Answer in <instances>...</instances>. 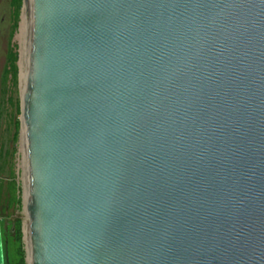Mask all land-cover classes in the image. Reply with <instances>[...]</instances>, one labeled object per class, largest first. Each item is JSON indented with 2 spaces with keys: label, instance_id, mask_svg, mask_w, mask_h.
<instances>
[{
  "label": "water",
  "instance_id": "water-1",
  "mask_svg": "<svg viewBox=\"0 0 264 264\" xmlns=\"http://www.w3.org/2000/svg\"><path fill=\"white\" fill-rule=\"evenodd\" d=\"M23 6L28 264H264V0Z\"/></svg>",
  "mask_w": 264,
  "mask_h": 264
},
{
  "label": "rangeland",
  "instance_id": "rangeland-1",
  "mask_svg": "<svg viewBox=\"0 0 264 264\" xmlns=\"http://www.w3.org/2000/svg\"><path fill=\"white\" fill-rule=\"evenodd\" d=\"M17 9L15 0H0V218L8 215L21 220L22 249L25 264H28L26 166L21 126L23 95L21 78L23 65L26 62L25 53L29 49L30 30L23 0H21L18 11ZM16 12H18V19H15ZM22 27L24 31H22ZM11 52L17 56L15 62L17 77L15 80H13L12 74H6L9 71V54ZM11 183L15 184V193L19 196L20 205L6 209L4 201Z\"/></svg>",
  "mask_w": 264,
  "mask_h": 264
},
{
  "label": "trees",
  "instance_id": "trees-1",
  "mask_svg": "<svg viewBox=\"0 0 264 264\" xmlns=\"http://www.w3.org/2000/svg\"><path fill=\"white\" fill-rule=\"evenodd\" d=\"M17 11L21 6V0H15ZM15 19H18V12L15 13ZM17 56L14 53L9 54V71L6 74H12L13 80L17 77V68L15 62ZM6 209H10L14 205H20L19 196L15 193V184L11 183L9 192L5 199ZM1 221V234L2 245L5 264H25L24 252L22 249V232L21 220L13 216H4L0 218Z\"/></svg>",
  "mask_w": 264,
  "mask_h": 264
},
{
  "label": "bare ground",
  "instance_id": "bare-ground-1",
  "mask_svg": "<svg viewBox=\"0 0 264 264\" xmlns=\"http://www.w3.org/2000/svg\"><path fill=\"white\" fill-rule=\"evenodd\" d=\"M30 1V0H29ZM29 7H30V3H29V5H28ZM26 11V10H25ZM24 17V16H23ZM30 18H28V24H29V30H30ZM25 22V21H24ZM25 24V23H24ZM24 24H23V27H24ZM23 27H22V31H24L23 30ZM26 32V31H25ZM29 58V53H28V50H26V53H25V60H27ZM24 158H25V154H24ZM26 178V177H25ZM25 181H26V179H25ZM25 198H26V193H25ZM27 241V240H26Z\"/></svg>",
  "mask_w": 264,
  "mask_h": 264
}]
</instances>
